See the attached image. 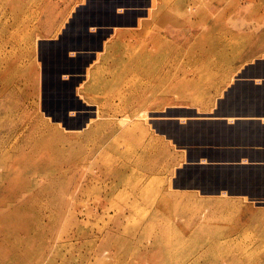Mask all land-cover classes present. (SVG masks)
Returning a JSON list of instances; mask_svg holds the SVG:
<instances>
[{"label": "rangeland", "instance_id": "1", "mask_svg": "<svg viewBox=\"0 0 264 264\" xmlns=\"http://www.w3.org/2000/svg\"><path fill=\"white\" fill-rule=\"evenodd\" d=\"M12 1L0 264H264V0Z\"/></svg>", "mask_w": 264, "mask_h": 264}, {"label": "bare ground", "instance_id": "2", "mask_svg": "<svg viewBox=\"0 0 264 264\" xmlns=\"http://www.w3.org/2000/svg\"><path fill=\"white\" fill-rule=\"evenodd\" d=\"M6 1V4H5V7H6V5L8 4L7 2H10V1H12V0H5ZM15 1V0H14ZM13 2V1H12ZM14 3V2H13ZM23 3V2H22ZM24 4V3H23ZM23 6V5H22ZM12 12V11H11ZM17 12V11H16ZM6 11H5V9H4V13L2 14V16L0 17V22H2V19H4L5 17H6ZM20 39V38H19ZM21 40V39H20ZM17 43V42H16ZM224 47V46H223ZM95 47H92L91 48V51L92 52H94L95 51V49H94ZM39 51V50H38ZM153 52V51H152ZM41 53V52H40ZM69 54H67V56H68ZM120 56H124V55H122V54H116V56H115V58L114 59H118ZM109 57L107 56V59H108ZM135 59H133V58H130V59H128V61H134ZM84 61V60H83ZM108 61H109V59H108ZM115 61V60H114ZM125 62V61H124ZM83 67L84 66H82V69H83ZM84 70V69H83ZM88 71V70H87ZM234 72V71H233ZM83 73H84V71H83ZM237 73V72H236ZM240 73H242V72H240ZM86 73H84V75H85ZM120 79V78H119ZM123 80V79H122ZM259 80V79H258ZM91 81V84H90V91L91 92H93L96 88H97V86H96V81L95 82H93L92 80H90ZM106 83H108V84H110V82H105V81H102V82H100L99 83V87L98 88H100L101 90H103L104 89V87H106L107 88V86L105 85ZM114 83V82H113ZM121 83H124L123 81H121L120 82V85L119 86H121L122 84ZM184 84V83H183ZM101 86H103V87H101ZM258 88V87H257ZM90 92V93H91ZM108 100V99H107ZM204 102V101H203ZM201 103H202V101H201ZM203 104V103H202ZM197 106V105H196ZM65 108V107H64ZM180 111V110H179ZM57 112H59V111H57ZM174 112V111H173ZM172 112V113H173ZM178 112V111H177ZM76 113V114H75ZM58 114V113H57ZM75 114V116H73V117H77L78 115H79V113H78V111L76 112V111H74L73 113H72V115H74ZM177 115V114H176ZM68 116V115H67ZM171 116H173V114L171 115ZM177 117V116H176ZM69 119V118H68ZM130 119V117H127V119L126 120H129ZM177 119V118H176ZM200 120V119H199ZM114 121V120H113ZM142 121V120H141ZM184 122V121H183ZM65 123V122H64ZM114 123V122H113ZM142 123V122H141ZM211 123V122H210ZM112 124V123H111ZM74 135V134H73ZM77 135V134H76ZM78 136V135H77ZM78 137H81V136H78ZM79 140V139H78ZM153 143V142H152ZM101 147L103 146V144L102 145H100ZM152 146V145H151ZM159 152V151H158ZM152 154V153H151ZM90 155V154H89ZM145 155V154H144ZM152 157V156H151ZM154 157V156H153ZM148 158V157H147ZM146 158V159H147ZM145 160V159H144ZM151 160V159H150ZM147 161V160H146ZM153 161V160H152ZM142 163H144V162H142ZM118 171V170H117ZM153 172V171H152ZM120 173V172H119ZM237 177V176H236ZM256 177V176H255ZM235 178V177H234ZM58 179V178H57ZM61 179V178H60ZM251 180H252V178H251ZM256 182V181H255ZM264 182V181H263ZM250 184V183H249ZM264 187V186H263ZM260 191V190H259ZM258 191V192H259ZM42 192V191H41ZM157 192V191H156ZM254 193V192H253ZM36 195H38V194H36ZM264 210V209H263ZM249 219V218H248ZM262 219L264 220V215H263V217H262ZM263 224L264 222H260L259 221V224ZM247 225V224H246ZM264 225V224H263ZM249 227V226H248ZM248 227H247V229H248ZM239 230V229H238ZM229 235H231L230 233H229ZM229 237H231V236H229ZM229 237H227V238H229Z\"/></svg>", "mask_w": 264, "mask_h": 264}, {"label": "crops", "instance_id": "3", "mask_svg": "<svg viewBox=\"0 0 264 264\" xmlns=\"http://www.w3.org/2000/svg\"><path fill=\"white\" fill-rule=\"evenodd\" d=\"M114 41L116 42V39H114ZM255 77L252 76V74L249 72L248 74H245V77H243V79L241 78V80H246L248 83L255 84ZM260 78L263 80L264 83V73L260 75Z\"/></svg>", "mask_w": 264, "mask_h": 264}]
</instances>
